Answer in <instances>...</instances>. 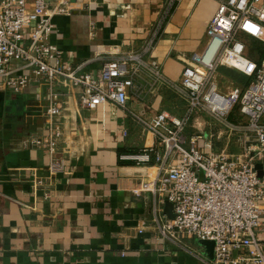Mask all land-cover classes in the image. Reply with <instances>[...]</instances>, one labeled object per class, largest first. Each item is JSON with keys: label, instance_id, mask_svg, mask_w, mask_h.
<instances>
[{"label": "crops", "instance_id": "1", "mask_svg": "<svg viewBox=\"0 0 264 264\" xmlns=\"http://www.w3.org/2000/svg\"><path fill=\"white\" fill-rule=\"evenodd\" d=\"M216 7L215 0L173 6L167 0H95L88 9L55 17L49 42L63 65L95 74L103 63L139 51L158 30L152 57L175 82L183 61L204 49ZM135 84L125 110L81 108V89L56 84L62 138L52 154L33 144L48 134V84L32 81L14 94L0 82V264H203L196 258L206 254L199 241H182L184 249L163 241L150 221L152 197L131 193L155 169L120 160L156 144L138 119L160 113L182 119L186 99L145 72ZM196 121L189 120L187 139L204 131L216 150L242 151L239 135L217 143L214 128L205 122L201 130ZM60 160L63 171L52 172L51 163Z\"/></svg>", "mask_w": 264, "mask_h": 264}, {"label": "built area", "instance_id": "2", "mask_svg": "<svg viewBox=\"0 0 264 264\" xmlns=\"http://www.w3.org/2000/svg\"><path fill=\"white\" fill-rule=\"evenodd\" d=\"M178 1L167 0L170 6ZM215 1L204 49L190 57L173 82L152 57L158 30L139 51L103 63L95 74L84 73L82 65L62 64L59 49L49 42L54 18L88 9L95 0H0V82L14 94L32 81L48 84V134L44 143L37 139L33 144L46 146L52 154L62 138L56 84L81 89L78 104L87 110L105 104L125 110L143 72L155 82L170 84L186 99V115L138 119L156 144L120 160L155 171L137 181L131 193L152 197L150 221L163 241L182 249L184 240L213 242V259L196 255L203 264H264V54L252 60L244 42L249 37L264 48V0ZM221 68L237 72L248 85L222 91ZM200 113L222 127L217 139L239 135L242 151H218L203 132L187 139L189 120ZM257 164L263 167L262 177ZM64 166L60 160L49 169L62 172ZM166 202L172 205L173 219L164 213Z\"/></svg>", "mask_w": 264, "mask_h": 264}, {"label": "rangeland", "instance_id": "3", "mask_svg": "<svg viewBox=\"0 0 264 264\" xmlns=\"http://www.w3.org/2000/svg\"><path fill=\"white\" fill-rule=\"evenodd\" d=\"M244 42L246 44L247 51H248V54L251 57V59L252 60L258 59L259 54L262 53L263 48L260 45H258L257 42L250 39L249 37H245ZM188 63H189V59H187L186 61H183V66L188 65ZM218 84L221 87L222 91H227V90L233 89V88H241L244 84V79H242V76L240 74H238L237 72H235L231 69L229 70L227 68H221L219 70ZM193 118H195V121L197 120L195 123H197L198 125L200 124L201 128H199V126H197V129L199 128V129L203 130L202 127H203L204 123L206 122L207 126L211 125V127L214 128L213 129V130H215V131H213L214 134H218L221 131L222 127L218 123H216L214 120H212L205 113H200ZM231 120H234V118L232 117ZM202 132H204V131H202ZM224 138H227V137H224ZM222 139H223V137H221L220 139H217V137H216L215 141H217V143H221ZM217 148H218V146H217Z\"/></svg>", "mask_w": 264, "mask_h": 264}, {"label": "water", "instance_id": "4", "mask_svg": "<svg viewBox=\"0 0 264 264\" xmlns=\"http://www.w3.org/2000/svg\"><path fill=\"white\" fill-rule=\"evenodd\" d=\"M71 2L74 3L75 0H71ZM262 168L263 167H262L261 164H257L255 166V169L258 172V176L259 177L263 176V169ZM171 210H172V205L170 203L166 202L164 213L169 219H173V215H172V211ZM200 244L205 248L206 254L209 257V259H213L214 243L213 242H209V241H201Z\"/></svg>", "mask_w": 264, "mask_h": 264}, {"label": "trees", "instance_id": "5", "mask_svg": "<svg viewBox=\"0 0 264 264\" xmlns=\"http://www.w3.org/2000/svg\"><path fill=\"white\" fill-rule=\"evenodd\" d=\"M259 45V44H258ZM242 79H244V84H243V86L242 87H245V86H247L248 85V83H249V81L246 79V78H244L243 76H242ZM243 81V80H242Z\"/></svg>", "mask_w": 264, "mask_h": 264}]
</instances>
